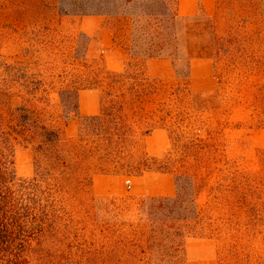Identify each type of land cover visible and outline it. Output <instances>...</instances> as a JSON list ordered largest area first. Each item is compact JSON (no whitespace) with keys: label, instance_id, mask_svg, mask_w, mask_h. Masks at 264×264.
<instances>
[{"label":"trees","instance_id":"1","mask_svg":"<svg viewBox=\"0 0 264 264\" xmlns=\"http://www.w3.org/2000/svg\"><path fill=\"white\" fill-rule=\"evenodd\" d=\"M102 2L101 7L81 6L70 13L117 20L114 43L124 50V67L107 69L88 40L83 63L89 64L90 74L81 88L98 91L100 108L96 115L81 116L80 89H71V107L63 113L66 120L79 121L72 145L60 144L57 131L34 126L24 105L11 107L7 95H0V264H178L186 258L188 243L208 230L197 205V176L180 169L186 160L175 159L169 150L152 157L135 138L138 126L148 121L143 135L158 126L169 138L172 134L169 104L146 73L144 61L169 59L187 84L193 58L215 59L218 49L227 50L213 45L215 18L201 11L178 16L177 0ZM226 5V13L239 6L247 17L264 22V0H219V12ZM38 20L34 23L46 28ZM5 81L0 78V86ZM27 139L34 147L33 174L20 178L14 153L20 140ZM149 171L171 172L175 194L142 198L133 205L100 200L79 219L66 211L71 192L91 185L93 174L138 176ZM231 177L233 189L224 198L255 197L259 181L240 172Z\"/></svg>","mask_w":264,"mask_h":264},{"label":"rangeland","instance_id":"2","mask_svg":"<svg viewBox=\"0 0 264 264\" xmlns=\"http://www.w3.org/2000/svg\"><path fill=\"white\" fill-rule=\"evenodd\" d=\"M218 2L215 0L212 11L200 10L215 18L213 45L227 47L226 51L214 47L215 59L205 58L213 66L206 85L215 88L200 92V65L194 76L189 69L187 84L176 76L173 66L165 72L154 65L148 76L157 81L156 88L169 104L171 138L161 126L143 135L148 121L138 126L135 140L152 157L160 158L169 150L175 159H185L180 169L197 176L201 189L197 205L208 230L200 240L188 243L186 258L178 264H264V22L247 17L239 6L226 13V5L219 12ZM97 3L103 5L102 0H0V78L6 80L0 95H7L11 107L24 105L34 126L57 131L60 144L66 146L72 145L79 126L78 119L64 118L63 110L71 107V91L91 90L81 88L90 74L89 64L83 63L88 40L95 41L100 53L106 50V33H85L79 15L70 11L81 6L95 9ZM37 16L41 18L38 23L46 22V28L34 23ZM111 23L114 33L118 24ZM104 24L103 28L112 27ZM115 49L108 48L112 52L107 63L102 58L107 69L117 65ZM118 50L125 59L124 50ZM196 59L200 58L191 62ZM30 141L20 140L14 153L20 178L33 174ZM182 141L185 148H181ZM238 172L259 181L253 199L224 198L233 189L231 176ZM174 194L171 172L149 171L138 176L96 173L91 185L71 192L66 211L79 219L100 200L133 205L142 198Z\"/></svg>","mask_w":264,"mask_h":264},{"label":"crops","instance_id":"3","mask_svg":"<svg viewBox=\"0 0 264 264\" xmlns=\"http://www.w3.org/2000/svg\"><path fill=\"white\" fill-rule=\"evenodd\" d=\"M214 3H215V0H177L176 12L178 16H182V17L193 16L200 11V8H202V10L212 11V9L214 8ZM54 4L57 6V2ZM78 17L81 18V21H82L81 28H82V31H84L85 33L89 35H96V33H98L99 31L106 33V37L104 38L105 43L103 45V47L106 50L101 51V54H102L101 57L107 63L108 55L110 54V52H112V50H108V48L113 46L119 49V46H117L116 43H114V37L116 33H119V30L117 29L113 33L112 30L115 29L114 28L115 26H112V23H111V21H113V22H116V24H118L117 20L111 17L100 16V15H79ZM104 21L106 22V24L104 25L108 26L107 23H110L112 27H110V29L103 28L101 25L104 23ZM89 24H92V25H89ZM119 26L120 25L118 24V28ZM90 41H91V44H90L91 47L96 50L95 41H93L92 38L90 39ZM118 49L117 50L115 49V52L117 55V61H116L117 65L116 67H112V69L108 67V69H111L114 71H120L123 69L124 58H123L122 53ZM154 65L156 66L159 65L165 72L167 71L169 72L172 70V64L169 59L167 58H148L144 61V67L148 75H149L148 69L151 70ZM198 65H200V89H199L200 92L210 91L214 89L215 86L214 87L207 86L211 81L210 77L212 75L211 73L213 69L212 64L209 61H207L205 58H200V59H196L192 61L191 66H190V72L192 74L191 76H194V70L196 69V66ZM77 101H78V112L81 116H90V115H96L99 113V108H100L99 107V93L97 90L91 89V90L78 91Z\"/></svg>","mask_w":264,"mask_h":264}]
</instances>
